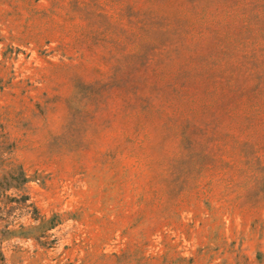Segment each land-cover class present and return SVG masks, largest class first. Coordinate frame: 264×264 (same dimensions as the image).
Segmentation results:
<instances>
[{
	"label": "rangeland",
	"instance_id": "1",
	"mask_svg": "<svg viewBox=\"0 0 264 264\" xmlns=\"http://www.w3.org/2000/svg\"><path fill=\"white\" fill-rule=\"evenodd\" d=\"M0 264H264V0H0Z\"/></svg>",
	"mask_w": 264,
	"mask_h": 264
}]
</instances>
